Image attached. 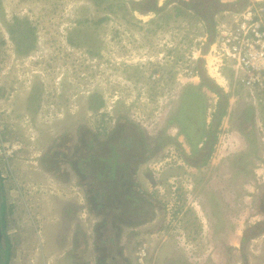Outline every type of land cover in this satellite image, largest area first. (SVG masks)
<instances>
[{
	"label": "rangeland",
	"instance_id": "rangeland-1",
	"mask_svg": "<svg viewBox=\"0 0 264 264\" xmlns=\"http://www.w3.org/2000/svg\"><path fill=\"white\" fill-rule=\"evenodd\" d=\"M217 1L232 9L214 15V28L257 4L247 0L241 9L243 0ZM180 2L198 9L208 0H0V145L15 147L0 156V200L17 201L23 212L20 220L5 214L7 264L96 263L94 225L101 218L89 211L82 186L48 172L40 159L61 142L68 157L80 131L102 130V140L118 123L120 139L145 145L136 171L144 197L137 195V210L121 201L111 253L125 264H140L143 248V264H264V92L212 80L227 105L203 162L193 151L205 139L194 131L196 101L183 112L194 119L192 131L177 118L183 91L200 85L195 67L205 70L213 36ZM175 8L181 12L174 18ZM200 92L206 127L219 99ZM126 216L140 221L138 231L125 227Z\"/></svg>",
	"mask_w": 264,
	"mask_h": 264
},
{
	"label": "flooded vegetation",
	"instance_id": "flooded-vegetation-1",
	"mask_svg": "<svg viewBox=\"0 0 264 264\" xmlns=\"http://www.w3.org/2000/svg\"><path fill=\"white\" fill-rule=\"evenodd\" d=\"M113 127L114 128H111L109 131L103 133L104 138L102 140L98 139L99 135L102 133V130L99 132L96 131L94 134L89 135V133L84 129L83 131H80L81 133L79 134V146H77L74 152L68 157L66 156V154H68L67 147H64L65 145H62V142L60 141L61 143L57 145V148H60V150H54L55 154L51 153L49 156L45 154L40 159L41 165L44 169H47L48 172L54 173L59 171V173L63 174L62 177L67 178V180L72 179V183L82 186L84 195L88 202L89 211H92L94 216L95 214H99V216H101H95V218L101 219L95 223L96 225H94V231L95 233L96 231L98 232L96 233L97 240L98 242L102 243L108 242L110 238L109 234L106 233L108 230H112L114 232L117 231V222L120 220L118 214L119 211L116 212L117 214L111 211H107L105 213L102 211L104 204L103 200L105 198H109L108 195L110 193L113 194L114 199L115 195L113 190L116 188V186H120V188H126L128 186L129 190H132L130 197L125 200L127 205H129V203L131 204L130 207H132V204H134L132 202V198H136L137 195L144 197V191L138 185L139 183L137 181L136 171L138 170L139 166L143 164L145 145L143 142L139 143V141L132 140L128 135L120 139L117 135L118 131H115L119 130L122 132L124 130L123 125L118 123L116 125L114 124ZM132 129L135 130V133H137L136 127L132 126ZM137 138L138 140H143L141 139V135H137ZM118 148L120 152L118 151ZM122 154L128 156V160L125 157L123 158ZM48 157L51 158L50 161L48 160ZM123 162H125L124 165L122 164ZM61 165H68L69 171L71 173L61 168ZM122 169L125 170L122 171ZM71 174L73 177H71ZM53 177V179L56 178L54 175ZM106 190H108L109 194H107ZM116 198L119 197L117 196ZM111 202H114V208L117 210L121 207V202L118 200L117 202L111 200ZM144 206L145 205H143V207ZM19 208H21V206L17 201L12 202V205L10 206H6L4 199L0 200L1 231L3 230L5 232L4 227L7 226L8 219L6 218L7 216L5 217V214H7L9 210L11 211L10 214H12L14 220L23 219V212L21 210L22 208ZM139 213H141L139 210L137 213L126 212L128 216L131 214L139 215ZM128 216H126L127 220H121L125 227L130 230H132L135 226L138 227L137 225L140 221L132 222ZM150 217H148V219ZM143 222L144 219H141V223ZM133 231H138V229L135 228L131 232ZM115 240L117 242V239ZM102 243H100L101 246L103 245ZM110 245L112 247V242L106 245L104 248L105 252L102 250L103 256L97 255V257L100 258L96 257L97 259L95 264L115 263L118 259H121L125 264V259L122 258L120 253H111L109 250ZM95 246V249H98L97 245ZM101 249H103V246ZM144 249L145 248H143V256L141 257L140 264H143L146 261L147 254L146 250Z\"/></svg>",
	"mask_w": 264,
	"mask_h": 264
},
{
	"label": "built area",
	"instance_id": "built-area-1",
	"mask_svg": "<svg viewBox=\"0 0 264 264\" xmlns=\"http://www.w3.org/2000/svg\"><path fill=\"white\" fill-rule=\"evenodd\" d=\"M262 1L255 0V3ZM257 4H249L230 14L214 28L208 56L203 59L205 72L219 87L229 88L233 84L251 94L264 92V7H255ZM226 72L231 77L225 76ZM7 147L0 145V156L10 155L15 149L12 146V151H5ZM140 255L143 256V249Z\"/></svg>",
	"mask_w": 264,
	"mask_h": 264
},
{
	"label": "trees",
	"instance_id": "trees-1",
	"mask_svg": "<svg viewBox=\"0 0 264 264\" xmlns=\"http://www.w3.org/2000/svg\"><path fill=\"white\" fill-rule=\"evenodd\" d=\"M247 0H243V3L241 5V9L244 8L247 5ZM137 4H143L141 2H138ZM183 4L184 6L180 5ZM179 7L183 8L184 10H191L194 11V14H196V16H198L203 22L205 21V23H207L206 25V30L207 32H209L211 35L213 34L214 31V15L217 13H221L225 10H231L232 6H226L224 4H221L220 2H218L217 0H208V3L206 2V4H201L202 6L200 7L201 9H203L202 11H200V8L197 9L196 5L193 6L191 4H189L188 2H180ZM226 6V7H225ZM227 8V9H225ZM138 10H143L141 7H137ZM148 10H152V8H149ZM234 10H240L239 8L234 9ZM181 12V10L179 8H175V13H174V18L177 17L179 15V13ZM12 32V31H11ZM19 33L22 35L24 32L21 31V27H20V31ZM15 39V43L17 45V47L23 50L24 48H22V44H20V42ZM71 42V41H70ZM195 69L198 72V76L200 78V85L198 86H189L187 87L182 94V103H181V111L178 113L179 117L177 118V121L179 122L180 126H183L184 128H188L189 130L192 131L193 129V125L191 123L194 122V119L191 117H184L183 112L187 111L190 107V105H192L195 101V106L193 109H196L195 112L198 113L200 115V120H198V122L193 123L196 127L194 131L197 135H201L203 134V137L205 138L203 140V146H201L200 148H198L199 151H197V148L195 149L194 146V150L196 152H201L200 155H202V160L203 162H205L211 151H212V147L214 145V142L216 140V129L217 126L220 123V120L224 117L226 111V105H227V98L226 96L220 91L221 89L218 88V86H216L212 80H210L206 75H205V70L202 69V66H197V68L195 67ZM201 88H205L209 91H211L212 93H214L216 96H218V102H217V110L213 113L211 121L208 123V125L205 127V122H204V99H203V94L200 92ZM195 97V98H193ZM193 100H192V99ZM176 120V119H175ZM213 122V125H211ZM190 123V124H189ZM119 128V127H118ZM207 128V132H203V130ZM186 138L190 139L191 135L188 134L187 132H185ZM200 136V137H201ZM140 143V142H139ZM146 150V149H145ZM119 151V148H118ZM120 152V151H119ZM121 154V153H120ZM197 154V153H196ZM123 158L125 157L128 160V156H126L125 154H122ZM186 157V156H184ZM125 160V161H127ZM130 160V159H129ZM123 165L125 164V162L122 163ZM119 167V166H118ZM120 168V167H119ZM118 168V169H119ZM120 170V169H119ZM125 169H122V171H124ZM127 188V190H126ZM124 188H120V186H116V188H114L113 193H114V199H113V194L107 191V194L109 198H105L103 200L104 204L102 207V211L105 213L107 211H111L114 212L115 214H117L116 212L119 211V209L117 210L116 208H114V202H111V200H114L117 202V200L119 202L121 201H125L127 198L130 197V193L132 190H129L128 186ZM102 189V186H101ZM135 191V190H133ZM101 192V191H100ZM111 192V191H110ZM120 195V196H119ZM119 198H116V197ZM132 202L134 203V205L132 206L134 209H137V206L140 204V202L136 199V198H132ZM145 208L147 209L148 207H151L150 204H144ZM106 209V210H104ZM3 210V207H2ZM132 211V210H131ZM130 211V212H131ZM149 211V210H148ZM91 213H93L91 211ZM95 216L101 217L99 216V214H95ZM114 233V231L112 230H108L106 233L110 234V233ZM252 232V230H251ZM96 233H98L96 231ZM118 234V229L115 232V236ZM1 242H0V264H7L10 257H11V245H10V241L7 239L5 232L2 230L1 231ZM251 235V233L246 232L244 233V238L242 240V242H245L247 239H249V236ZM98 249H95L97 252V255L99 256H103V251L105 252V247L106 245H108V243H110L111 241H113L112 238H109L108 242H98V240H95ZM115 242V241H114ZM103 245V249H101V244ZM113 243V242H112ZM103 250V251H102ZM96 255V257H97ZM1 258L3 259V261L1 262ZM100 258V257H97ZM96 258V259H97Z\"/></svg>",
	"mask_w": 264,
	"mask_h": 264
},
{
	"label": "water",
	"instance_id": "water-1",
	"mask_svg": "<svg viewBox=\"0 0 264 264\" xmlns=\"http://www.w3.org/2000/svg\"><path fill=\"white\" fill-rule=\"evenodd\" d=\"M1 238H2V235H1V230H0V242H1Z\"/></svg>",
	"mask_w": 264,
	"mask_h": 264
},
{
	"label": "bare ground",
	"instance_id": "bare-ground-1",
	"mask_svg": "<svg viewBox=\"0 0 264 264\" xmlns=\"http://www.w3.org/2000/svg\"><path fill=\"white\" fill-rule=\"evenodd\" d=\"M146 17V16H145Z\"/></svg>",
	"mask_w": 264,
	"mask_h": 264
}]
</instances>
